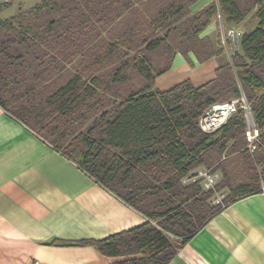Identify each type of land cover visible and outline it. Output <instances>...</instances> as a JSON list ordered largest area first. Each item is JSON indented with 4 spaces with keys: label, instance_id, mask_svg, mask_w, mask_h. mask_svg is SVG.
<instances>
[{
    "label": "trees",
    "instance_id": "obj_1",
    "mask_svg": "<svg viewBox=\"0 0 264 264\" xmlns=\"http://www.w3.org/2000/svg\"><path fill=\"white\" fill-rule=\"evenodd\" d=\"M195 1L40 0L0 18V76L9 68L17 76L18 62L31 55L36 42H73L85 34L100 42L97 62L103 68L112 63L91 79L92 85L73 79L57 88L45 99L43 108L51 107L47 113L33 106V114L29 102L13 112L149 219L100 240L80 241L110 256L141 253L111 264H167L177 247L220 209L208 202L214 191L194 178L198 167L221 172L215 189L230 190L225 203L263 189L264 0H216L192 12ZM7 6L0 2V12ZM250 13L257 24L242 33L240 49L230 57L219 45L220 33L215 39L200 37L217 15L236 25ZM177 51L189 61V52L199 62L216 58L214 77L198 86L185 79L166 90L155 87L156 76L170 68ZM155 53L164 60L156 67ZM93 85L103 90L101 97ZM241 95L258 129L254 140L246 139L240 106L214 130L199 127L198 119L209 107ZM0 104L10 109L1 99ZM95 105L103 111L87 127H77L74 121L87 120V113L77 109ZM233 156L243 163L235 181L225 166Z\"/></svg>",
    "mask_w": 264,
    "mask_h": 264
},
{
    "label": "crops",
    "instance_id": "obj_2",
    "mask_svg": "<svg viewBox=\"0 0 264 264\" xmlns=\"http://www.w3.org/2000/svg\"><path fill=\"white\" fill-rule=\"evenodd\" d=\"M39 1L18 7L9 16H1V11L0 18ZM212 1L216 0H196L189 8L195 12ZM246 19L236 25L254 29L257 19L253 25ZM219 24L223 21L217 15L200 37L217 38ZM83 37L73 42H36L31 55L18 62L22 66L17 76L13 68L0 76V99L10 108L0 104V264H111L141 256H110L93 244L80 243L106 238L149 219L13 114L28 102L33 114V106L47 113L51 107L43 108L45 99L57 88L73 79L92 85L94 76L112 66L103 68L102 61L97 62L100 42L88 40L94 37L90 34ZM188 57L192 66L177 51L170 68L156 76L155 87L166 90L185 79L198 86L214 77L216 58L199 62L192 52ZM13 77L19 82L14 83ZM32 84L36 89L27 93ZM93 86L95 96L101 97L103 90ZM102 111V106L80 107L76 112L87 113V120L74 124L83 129ZM167 264H264V189L221 205L177 247Z\"/></svg>",
    "mask_w": 264,
    "mask_h": 264
},
{
    "label": "built area",
    "instance_id": "obj_3",
    "mask_svg": "<svg viewBox=\"0 0 264 264\" xmlns=\"http://www.w3.org/2000/svg\"><path fill=\"white\" fill-rule=\"evenodd\" d=\"M220 30L219 45L224 49L227 56L230 57L232 54L239 51L240 38L244 31L233 26L222 28ZM238 106L243 109L248 124L246 136L247 140L251 142L256 138L258 129L254 126L253 116L244 95H241L238 98H232L225 102L213 104L199 117V127L206 132L214 130L225 122L231 114L235 113ZM210 108H212V112H209ZM208 184V182L205 183V185Z\"/></svg>",
    "mask_w": 264,
    "mask_h": 264
},
{
    "label": "rangeland",
    "instance_id": "obj_4",
    "mask_svg": "<svg viewBox=\"0 0 264 264\" xmlns=\"http://www.w3.org/2000/svg\"><path fill=\"white\" fill-rule=\"evenodd\" d=\"M36 1L37 0H0V2H5L8 4V6L4 10H2L1 16H9L18 7L29 5V4H32ZM252 13H253V11H252ZM252 13H250L246 19V22H248L249 25H253L255 23V20H256V18L251 16ZM232 26L235 28H238L240 30L246 31V29L242 28L241 26H237V25H232ZM228 27H231V26H227L225 23L219 24V26H218L219 33L221 32L220 29L228 28ZM225 56H227V54ZM152 58H153V63H154L155 67L158 66L159 64L163 63V61H164L162 59L163 57L160 58L156 53L153 54ZM186 60H187L188 64L190 66H192V64L190 63V61L187 58H186ZM133 80L137 81L138 77L134 76ZM249 126H251V125H249ZM247 129H248V124H247ZM246 139H247V136H246ZM231 158H233L234 161L228 160L227 163L225 164V166H226V169L229 171V175H230L229 177L231 179H233V181H235L240 176V173H241L242 168H243V163L241 162V160L237 159L235 156H233ZM256 168H257V170H260L261 167L257 165ZM195 172H196V175L194 176V178L195 179L201 178L202 179L201 184L206 189H212L214 191L213 195L208 199V202L214 206L223 205L225 203V199L227 198V196L229 194V192H228L229 189L227 187H224L220 190L215 189L216 184H218L222 180L221 172L216 171V172L210 173L204 167L196 168ZM184 182H190V179L186 178V179H184ZM206 182H208L209 184L205 185ZM235 187H237V185H235ZM261 188L264 189V181L261 182ZM171 238H172V236H171ZM177 240H180V239H177Z\"/></svg>",
    "mask_w": 264,
    "mask_h": 264
},
{
    "label": "water",
    "instance_id": "obj_5",
    "mask_svg": "<svg viewBox=\"0 0 264 264\" xmlns=\"http://www.w3.org/2000/svg\"><path fill=\"white\" fill-rule=\"evenodd\" d=\"M209 112H212V108L209 109Z\"/></svg>",
    "mask_w": 264,
    "mask_h": 264
}]
</instances>
